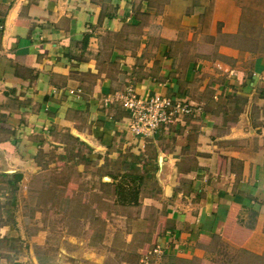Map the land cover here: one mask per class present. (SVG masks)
Masks as SVG:
<instances>
[{"label":"crops","instance_id":"0c3cea01","mask_svg":"<svg viewBox=\"0 0 264 264\" xmlns=\"http://www.w3.org/2000/svg\"><path fill=\"white\" fill-rule=\"evenodd\" d=\"M167 2L0 0V198L36 169L45 140L76 131L81 117L90 133L128 135L125 110L105 99L129 87L181 97L198 111L149 135L167 148L157 149L155 175L170 230L264 258V53L232 75L204 60L177 67L180 31L203 10Z\"/></svg>","mask_w":264,"mask_h":264},{"label":"rangeland","instance_id":"374dc122","mask_svg":"<svg viewBox=\"0 0 264 264\" xmlns=\"http://www.w3.org/2000/svg\"><path fill=\"white\" fill-rule=\"evenodd\" d=\"M166 4L203 10L197 26L180 31L171 52L177 67L204 60L232 75L235 63L251 65L264 53V0ZM81 118L76 131L59 129L44 141L33 172L14 188L4 184L0 264H264L219 236L186 239L170 230L176 224L155 175L157 149H167L161 137L154 144L151 134L130 131L127 112L121 123L130 135L90 133ZM119 182L137 188L136 202L119 200Z\"/></svg>","mask_w":264,"mask_h":264},{"label":"built area","instance_id":"2783aa9c","mask_svg":"<svg viewBox=\"0 0 264 264\" xmlns=\"http://www.w3.org/2000/svg\"><path fill=\"white\" fill-rule=\"evenodd\" d=\"M114 101L128 113V128L136 134H152L161 126L178 124L199 109L181 97L137 96L131 87L104 103Z\"/></svg>","mask_w":264,"mask_h":264},{"label":"trees","instance_id":"16d2710c","mask_svg":"<svg viewBox=\"0 0 264 264\" xmlns=\"http://www.w3.org/2000/svg\"><path fill=\"white\" fill-rule=\"evenodd\" d=\"M136 178V177H135ZM115 190L119 200L122 202L129 201L136 202L137 188L135 186L124 187L120 182L115 184Z\"/></svg>","mask_w":264,"mask_h":264}]
</instances>
